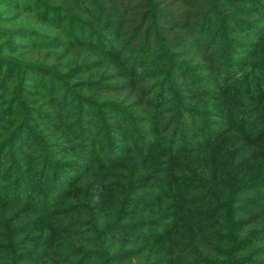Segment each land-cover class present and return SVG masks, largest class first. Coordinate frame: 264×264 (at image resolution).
Returning <instances> with one entry per match:
<instances>
[{"label": "trees", "instance_id": "obj_1", "mask_svg": "<svg viewBox=\"0 0 264 264\" xmlns=\"http://www.w3.org/2000/svg\"><path fill=\"white\" fill-rule=\"evenodd\" d=\"M36 1L9 0V4L23 14H32L36 18H41L42 25L49 27L51 31H42L31 27L18 29L14 32L15 36L12 37L11 47L7 40L2 48L7 51L13 48L10 49V52L25 48L39 52L45 51L44 49L56 50L66 47L50 59V61L56 62V66L65 60L68 54L72 55L74 61L71 63V70L63 75L56 70L49 69L46 65L50 53L41 55L39 52L32 55L34 61L23 67L29 73L40 78L37 83H32L35 89V92H32L36 97L33 100L36 99V102L37 100L46 101L48 107L54 108L53 113L48 111L50 114L46 117L39 114L43 121L42 124L40 123L41 126L53 123L50 117L52 114V117L56 119L54 126L69 136L74 147L70 148L67 143L63 147L62 143L46 142L45 136L41 135L44 133L43 127H39L38 132L32 130L29 124L33 119H36L39 110L28 109L20 120L11 121L9 128L5 125L0 126V201L3 203L2 207L0 206V242L6 244L0 248V264L34 263L36 259H38L37 262L46 260L48 264H83V260L91 257L87 254L90 251L85 252L82 249L81 246L84 244H93L101 248L98 255L101 261L97 264H117L118 260L125 263L133 256L140 255L141 250L138 252L125 248L120 252L107 253L102 249L103 245L98 240H93L92 237H82V233H79L82 231L84 222L82 216H91L96 219V213L100 210L94 208L91 212L92 209L88 208L86 210L90 212L86 213L82 203L64 201L68 196L80 193L79 183L84 174L93 170V159L99 160L101 167L111 169L121 167L120 158L127 152H131L129 146L113 141L114 131L110 128L113 127L112 125L107 124L106 129L99 125L100 120L91 113L92 109L90 108L93 106L91 99L79 96L76 84L70 83L71 79L86 74L87 79L84 81L85 83L82 82L85 85V90L94 89V85L98 89L103 88L99 84V78L102 77L103 71L94 73V70L102 64V59L95 60L91 53H98L106 59L116 60L119 64L126 63L128 68L136 70L137 74L148 65L146 61L150 59L151 64L155 66L156 75H167L168 79L177 85L186 81L190 89L198 90L202 95H206L204 97L207 99L213 97L216 100L215 106L218 110L215 115L221 120L209 121V125L203 126L198 123L201 114L196 109L181 106L180 113L183 114V118H186L188 130L193 128L200 132L202 143L197 147L199 151L205 153L211 149H220L221 146L217 144L225 131L218 130L216 124L222 127L232 126L237 130L243 128V121L230 111L235 105V97L232 88L227 93L226 86L244 74L246 63H243L237 54L248 55L247 48L250 43L247 42V38H259V35L264 33V27L258 23L257 19L259 16L264 19V0H38L42 4L41 10L35 9L34 2ZM225 33H228V36L221 37L219 41L220 35ZM3 36L0 33V38ZM217 41H219L222 51L217 50L213 54ZM219 55L224 56L222 63H218L220 58H217L216 62L215 57ZM0 63L4 64L5 62L1 59ZM6 66L9 70V65ZM18 67L19 64H12L10 69ZM110 68L112 67L108 66L106 70ZM263 68L264 53L253 63V69H249L248 74L250 75L252 72V76L255 72H261L260 70ZM207 73L213 77L205 76ZM24 77L26 78L25 84H29L27 83L28 76ZM139 77H143V75ZM144 79L143 82L135 85L133 93L140 98L143 107L149 112L150 117L147 120L149 122L152 120L153 123L157 122L158 125L160 124L159 108L156 107L157 105L152 106L146 100L145 93L152 88V94H155L153 102L156 103L162 101V98L159 100L158 98L162 97L161 95L165 91L161 90L157 94L159 82L151 78ZM61 81H65L67 87L58 97L54 86L57 83L60 86H65L61 84ZM255 83L259 92L264 94L263 79H257ZM24 92H18V94L0 102V109L4 113L0 117L8 118L9 112L11 117H15L18 110H24L25 104L23 106L17 104L18 100L25 95ZM76 99L77 111L71 115L72 120L66 122L67 112L71 103ZM261 101L264 102V99ZM106 104L111 105L109 109L116 112L120 119H123L121 114L124 113L117 108L114 102ZM16 106L17 112L14 114L13 110ZM261 112L263 117L253 116L254 122L261 119L264 122L263 103ZM4 123L6 121L0 119V124ZM94 124L98 125L94 126ZM90 125L94 127L93 130L89 128ZM174 127L177 130L181 129L175 124ZM176 128L170 129L166 125H162V127L151 130L156 135L167 132V137H164V140L169 145L170 153H173L175 149L172 146L173 143L178 144V152L179 150L184 154L190 151L196 152V149H191L186 137L178 138L179 132L176 131ZM126 129L121 127L116 133ZM128 129L131 132L129 138H134L131 143L132 149L136 148V150L142 151L144 148V152H149L154 145H158L155 141L151 142L149 139H145L135 128L129 127ZM250 131V129H246L248 134ZM101 133L103 134L101 135ZM246 136L252 138L251 135ZM14 144L23 146L24 150L28 152L27 155L22 159L20 156L9 157L7 151L9 150L11 154ZM52 146L59 147V150H52ZM70 150L92 158V160L89 163L81 160L63 163L55 158L57 154ZM202 152L194 158L196 162L205 161V158L200 156ZM214 157H209V159L213 158V164L216 167L227 164V158L218 154ZM252 159L257 160L260 165V168L257 166L253 170L257 168L261 173L254 176L253 179L240 183L218 178L216 170L214 172L210 170L211 173L207 172L208 175L201 173L177 175L166 181V184L163 183L164 186L160 184L162 181H157L154 185L152 183L147 185L146 181L129 179L125 183L126 185L123 184L125 186L123 198L114 202V205L118 206V209L114 210L116 214L113 215V211L110 221L104 220L101 226L94 227V233L101 234L103 240L112 241L118 234H124V236H136L134 239L145 241L151 235L144 233L147 227L144 229L138 224L132 226L125 224V209L127 206L135 205V202L145 203L142 198L133 195L135 190L147 186L158 189L167 187L171 189L167 193L176 196L170 201L183 198L186 206L183 209L187 217L186 220L195 227L197 225V230L188 232L185 238V240H189L187 242L168 239L167 245L163 248L165 249L163 255L166 258L160 257L154 260L155 256L151 254L148 258L143 256V258L137 259L133 264H166L164 261H167L168 264H224L222 258L228 254V251L215 245L214 240H216L217 234L214 231L207 230L205 233V229L199 225L214 222L218 217L223 222H228V227L225 226L224 229L229 232L228 238L232 241L231 246L237 251L245 250L264 238V226H259L242 235L236 234L238 226H242L245 221L240 219L237 221L233 216L234 207L232 204L234 202L244 201L245 196L254 197L257 195V191L264 190V151H259L257 156L251 157ZM251 160L243 162L239 168H247ZM187 167L188 164H181L179 170ZM171 170H174V167ZM157 178L155 177V180ZM94 184L96 183L93 179L91 185ZM136 185L138 187H134ZM225 188H229L230 192L222 193ZM111 190L114 194L122 192L120 188L116 190V187H112ZM174 190L177 191L174 192ZM194 191H201L200 195L193 194ZM181 192L186 196L179 197ZM243 194L245 196L241 197ZM209 197L213 200V204L209 208L199 207ZM34 199H38V201H34ZM8 204H19L21 208L17 217L11 221L3 219L4 214L9 211ZM62 205L65 206L64 209L60 207ZM222 211L224 213L220 216ZM22 216L29 217L25 218L23 222H19ZM251 220L253 223L257 219ZM214 224L217 226L218 223ZM46 225L51 226L52 233L47 238L41 236L28 249L20 251V248L25 245V241L19 242L15 238L25 231L30 232ZM149 227H153V225H149ZM219 227L223 228L222 225ZM136 230H138V235ZM91 232L93 231L91 230ZM178 235L181 238L184 237ZM157 237L156 233H153V239L157 240ZM57 238L60 240L58 243H56ZM78 239L81 240V243H78ZM54 243L56 244L54 245ZM43 250L46 252L41 254ZM79 253H82L81 256L84 257L83 260L78 257L77 261L75 257L79 256ZM178 254L187 257V259L177 260ZM233 259L232 255L231 260Z\"/></svg>", "mask_w": 264, "mask_h": 264}, {"label": "rangeland", "instance_id": "obj_2", "mask_svg": "<svg viewBox=\"0 0 264 264\" xmlns=\"http://www.w3.org/2000/svg\"><path fill=\"white\" fill-rule=\"evenodd\" d=\"M34 4L36 5L35 9H42V4L38 0L34 2ZM257 19L258 23L264 27V19L261 18V16H259ZM41 21L42 19L39 17L36 18L32 14H23L17 9L12 8V6L9 4V0H0V33L4 35L3 38H0V61L2 59L5 62L4 64L0 63V102H2L4 99H8L14 94H18V92L20 93L21 91H25L23 98L21 97L17 102V104L21 106L25 104L24 110H18V113L15 114L17 112L16 106L13 110L15 117H11L10 112L8 113V118L0 117V119L6 121V123L0 124V126L5 125L9 128V123L15 119L20 120L21 116L26 114L28 109H35V111L39 110L38 114L36 115V119H33L35 122L32 121L29 124L32 130H36L38 132L39 127H43L44 133L41 135L45 136L44 138L46 142L53 141L55 144L62 143L63 147H65L67 143V146L69 145L70 148H73L74 144L69 136L64 132L57 130V127L54 126L56 125V119H54L55 117H52V114L50 117L52 118L53 123L50 125L41 126L43 121H41L42 118L39 117V114L43 117H46L50 114L48 111H52L53 113L54 108L48 107L46 101L37 100L36 102V99L33 100L36 97L33 95L35 94L33 93L35 92V89L33 88L32 83H37L40 78L29 73L23 67L25 65H29L31 61H34V59H32V55H36L39 52L41 55L50 53L47 57L48 63H46V65L49 67V69L56 70L58 73L63 75V73L71 70V63L74 61L72 60V55L68 54L67 58L59 62V65L56 66V62L54 60L50 61V59H52L54 55H57L60 51H62V49H65L66 47L57 48L56 50L44 49L45 51L39 52L32 51L30 48H25L23 50L17 49L10 52V49L13 48H10L9 51H7L5 48H2V45L7 42H9V47H11L13 43L11 42L13 39L12 37L15 36L14 32L18 29L31 27L40 29L42 31H49V27L42 25ZM227 36L228 33L220 35L219 41L221 37L226 38ZM219 41L215 42L216 47L213 49V54L217 50L222 51L220 48L221 46H219ZM247 42L250 43L247 48L248 55L246 56L245 54H237V57L243 63H246V67L243 70L244 74H241L240 77L238 76L239 78H237V80L230 82V84L226 86L227 93L233 89L232 92L235 97V105L230 111H232L234 115H237V117L243 121V128L242 130L239 129V131L237 128H233L232 126L222 127L221 125L216 124V126H218V130L225 131L222 133L223 136L219 139L217 144L221 146V148L211 149L205 153L199 151L197 148L198 145L202 143L200 138L201 136L199 135L200 132L193 130V128L190 130L187 129L188 125L185 122L186 118H183V114L180 113L181 106L198 110L201 114V116L198 118V123L204 126L206 124L209 125V121L212 122L213 120H221V118L215 115L218 110V108L215 106L217 104L216 100L213 97L211 99H207L204 97L206 95H202L200 92H198V90L190 89L186 81L182 82L181 85H177L171 82L167 75H156L155 66L151 64L150 59L146 61L148 65L145 66L143 70L139 72V74H137L136 70H131L128 68L126 63L124 65L123 63L119 64L116 60L106 59L98 53H91L93 55L92 58L95 60L102 59V64L94 70V73L96 74L100 70L103 71L102 77L99 78V84H101L103 88L98 89L97 86L94 85V89L85 90V85L83 83H85L84 81L87 79L86 74L79 75L71 79L70 83L76 84L75 86L79 92L78 95L91 99L93 103V106H90V109H92L91 113L95 118L100 120L101 123L99 125L104 127V129H106L107 124L112 125L113 127L110 128L114 131L113 141L115 143L129 146L131 150V152H127L126 155L123 153L124 155L122 158H120L119 163H121V167H114L111 169L101 167L99 160L93 159V170H90V172L84 174L82 181L79 183L80 193L78 195L74 193L64 200L75 201L77 204L82 203L84 210L90 208L92 209L90 210L91 212L94 208H98L100 210V212L97 211L96 213V219L91 218V216H82V221L84 222L81 228L82 231L79 232L82 233V237H92L93 240H98L103 245L102 249L106 250L107 253L120 252L125 248L134 249L138 252L141 250L140 255L133 256L125 263L122 262V260H118L117 264H133L137 259L141 257L143 258V256H147L148 258L151 254L155 256L153 258L154 260L159 259L160 257L166 258V256L163 255L165 250L163 248L167 245L169 241L168 239L180 241L183 240L187 242L189 240H185V238L187 237L188 232H192L194 229L197 230V225L195 227L192 224H189L186 220L187 217L183 211L184 207L186 206L183 202V198L170 201L171 198L173 199V197H176L173 195L171 196L170 193H167V191L171 189L167 187L158 189L154 188L153 186H147L137 189L133 192L135 197L142 198L145 203L135 202V205H130L129 207L127 206L125 209L126 214L124 220V223L129 226L138 224L144 229L147 227L144 233H150L151 235L145 241H139L134 239L136 236H124V234H118V236L115 237V240L110 241L109 239L103 240V238H101V234H95L94 227L101 226V223L104 220L110 221L112 219V212L118 209L117 204L114 205V202L116 200L120 201L123 198V195L125 194V186H123V184L126 185L125 183H127L129 179H135L136 181L143 182L146 181V183H148L147 185H151V183L154 185V183L156 184L157 181H162L160 184L161 186H164L163 183L166 184V181L171 180L177 175H188L191 173H201L208 175L207 172L210 174L212 170L213 172L216 170V175L218 178H223L234 182L237 181V183H240L253 179L255 178L254 176L261 173L257 170V168L253 170V168L257 166L260 168V165L257 160H251V157L254 155L257 156L259 151H264V122H262V119L258 122H254L252 117H263L261 107L262 103L264 104V102L261 100L264 99V94L263 92H259V88L256 87L255 81L257 82V79L261 80V78L264 81V68L260 70L261 72L253 73L252 76V72L249 75L248 70L253 69V63H255L260 55L264 53V33L259 35V38L248 37ZM217 58H220L218 63H222L224 56L219 55L218 57H215L216 62ZM5 64L9 65V70ZM12 64H19V67L16 69H10ZM108 66H111L112 68L106 70ZM140 75H143L144 78H151L159 82V88L156 90L157 94L158 92L160 93L161 90L165 91L164 94L161 95L162 97L158 98V100L162 98V101L156 103L153 102L155 99V94H152V88L145 93L146 100H148L152 106L157 105L156 107L159 108L160 124L158 125L156 124L157 122L153 123L151 119L150 122L147 120L149 119L148 117H150L149 112L145 109V107H143L140 98L133 93L135 85L145 80L143 77H139ZM24 76H28L27 79L29 81H27V83L29 84H25L24 81H26V78ZM205 76L209 78L213 77V75L210 73L205 74ZM61 84H64L65 86H60L59 83L55 84L54 86L58 97H60L64 88L67 87L65 81H61ZM108 102H114L117 108L121 109L122 113H124L121 114L123 119H120L116 112H112L109 109L111 108V105L106 104ZM77 108L78 104L76 99L71 103V106L67 112L68 118L66 119V122L72 120L71 115L76 113ZM3 114L4 113L0 109V116ZM38 120L40 121L38 122ZM174 124L177 127L180 126L181 129L177 130V128L174 127ZM97 125L98 124H94V126ZM162 125H166L170 129L176 128V131L179 132L178 138L182 139L183 136L186 137V139L189 140L191 149H196V152L193 153V151H190L185 154L184 152L181 153V150L178 152V144L173 143L172 146L175 147V149L173 153H170L168 149L169 145L167 141L164 140V137H167V132H161V135H156V133L151 130L156 129L157 127H162ZM121 127H125L127 129L123 132L116 133V131H118ZM129 127L135 128L136 131L140 132L141 136H143L145 139H149L151 142L155 141L158 143V145H154L149 152H144V148L142 151L136 150V148L132 149L131 143L134 138H129L131 133L128 129ZM89 128L92 130L94 129L92 125H90ZM246 129L251 130L250 134L246 132ZM103 133H101V135ZM246 135H251L252 138H249V136ZM51 149L58 151L59 147L52 146ZM201 152L202 154L200 156H203L205 161L201 163L200 161L196 162V159L194 158L197 157V154ZM7 153L9 157L20 156L22 159L27 155L28 152L24 150L23 146L14 144L13 148L11 149V154L9 150ZM216 154L227 158V164L216 167V165L213 164V158H215L214 155ZM36 157L38 156L36 155ZM209 157L213 158L209 159ZM55 158L63 163L80 160L89 163L92 160V158L78 154L77 152H73L71 150L57 154ZM248 160L251 161L249 162L247 168H239L243 162H247ZM19 162L18 164L20 165ZM184 163L188 164V167L183 170H179V166ZM173 167L174 170H171ZM108 174L112 175L107 177L106 175ZM155 177H158L157 180H155ZM93 179L94 183L96 184L92 186L91 182ZM97 181L99 182L97 183ZM112 187H116V190L120 188L122 192L119 194H114L112 193L113 190H111ZM134 187L138 186L136 185ZM175 191L177 190H174V192ZM200 192L201 191H194L193 194L200 195ZM228 192H230L229 188L222 190V193L227 194ZM151 194H155L157 196L154 197V195L152 196ZM180 196L184 197L186 194L181 192L179 197ZM244 196L245 195L243 194L241 197ZM206 199L207 200H205V202L199 206L202 209L209 208L213 204V200H211L210 197ZM34 201H38V199H34ZM1 204H3L2 201H0V206L2 207ZM7 206L9 207V213L5 211L6 213L4 214L3 219H9L11 221L17 217L21 208L19 204H8ZM232 206L234 207L233 216L235 219L237 221L239 219L241 221H245L242 226H238L236 234L242 235L243 233L249 232L259 226H264L263 189L257 191L256 196H245L244 201L242 200L239 202H234ZM60 207L62 209L65 208L63 205ZM90 211L86 210L85 212L89 213ZM113 213V215H115L116 211ZM220 213L221 216L224 212L222 211ZM28 217H20L19 222H23L24 219ZM79 218H81V216ZM251 219L257 220L252 223ZM214 223H218L217 226ZM149 225H153V227L148 228ZM219 225H222L223 228H220ZM227 225L228 222H223L220 217H218L214 222H207L201 226L199 225V227L205 229V233H207V230L214 231L217 234L215 237L217 241L214 240L215 245L221 247V249L224 251H228V254L222 258L224 261L223 263L229 264L231 262L232 264H264V238L258 242H255L252 244V246L246 248L245 250L237 251L231 246L232 241L228 238L229 232L224 229V227ZM91 230L93 232H91ZM149 230L153 233H156L158 236L157 240L153 239V233H151ZM51 233V226L46 225L36 228L30 232L25 231L22 234H19L17 238H14L19 242L21 240H23V242L25 241V245L20 248V251H25L41 236L47 238ZM136 233L138 235V230H136ZM178 234L184 237L181 238ZM59 241L60 240L57 238L56 243ZM77 241L78 243H81L80 239ZM56 243H54V245ZM4 245L6 244L0 242V248H2ZM81 247L85 252L90 251L87 254L91 257L83 260L84 256H81L82 253H79V256L75 257L77 261L78 257H81L80 260H83V264H97L101 261L100 258H98L100 253L99 251H101L100 247L93 244H84ZM44 252H46V250H43L41 254ZM232 255L234 256L233 260H231ZM176 259L181 261L187 259V257L178 254ZM37 260L38 259L35 261L37 262ZM36 262L22 264H48L46 263V260L42 262ZM164 262L168 264L167 261Z\"/></svg>", "mask_w": 264, "mask_h": 264}]
</instances>
